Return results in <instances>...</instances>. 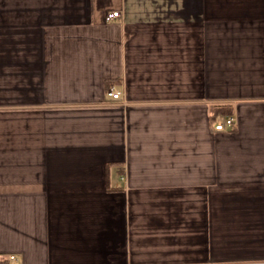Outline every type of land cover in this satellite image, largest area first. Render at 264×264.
Listing matches in <instances>:
<instances>
[{
	"label": "crops",
	"instance_id": "crops-1",
	"mask_svg": "<svg viewBox=\"0 0 264 264\" xmlns=\"http://www.w3.org/2000/svg\"><path fill=\"white\" fill-rule=\"evenodd\" d=\"M0 264H264V0H0Z\"/></svg>",
	"mask_w": 264,
	"mask_h": 264
},
{
	"label": "built area",
	"instance_id": "built-area-1",
	"mask_svg": "<svg viewBox=\"0 0 264 264\" xmlns=\"http://www.w3.org/2000/svg\"><path fill=\"white\" fill-rule=\"evenodd\" d=\"M118 17H121V12L119 10H112L109 11L106 15V19L111 21L114 20ZM108 95L113 97V98H119L122 96V92L120 90H114L113 87H111L108 90ZM236 124V119L234 116H228L222 118L219 122L216 123L215 128L217 130H223L227 127H233ZM11 259L16 260L15 255H11Z\"/></svg>",
	"mask_w": 264,
	"mask_h": 264
}]
</instances>
